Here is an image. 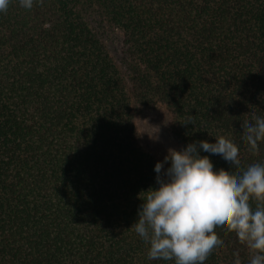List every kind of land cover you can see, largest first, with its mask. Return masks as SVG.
<instances>
[{"label": "trees", "instance_id": "trees-1", "mask_svg": "<svg viewBox=\"0 0 264 264\" xmlns=\"http://www.w3.org/2000/svg\"><path fill=\"white\" fill-rule=\"evenodd\" d=\"M161 110L175 150L225 137L234 176L264 164V0H11L0 12V264L149 260L132 225L158 187L137 119ZM168 165H165L167 167ZM255 210L257 202L250 201ZM204 264H250L235 232Z\"/></svg>", "mask_w": 264, "mask_h": 264}, {"label": "clouds", "instance_id": "clouds-1", "mask_svg": "<svg viewBox=\"0 0 264 264\" xmlns=\"http://www.w3.org/2000/svg\"><path fill=\"white\" fill-rule=\"evenodd\" d=\"M10 2L0 0V12ZM19 3L31 9L34 0ZM243 133L250 151H258V142L264 141V118L246 123ZM201 152L219 156L228 169L240 167L239 148L223 136L214 143L201 140L169 150L154 165L158 187L145 192L131 227L149 245L148 259L204 264L223 247L217 233L226 229L250 250V264H264V164H252L234 176L214 170L209 156ZM252 200L257 202L255 210ZM234 264H240L238 255Z\"/></svg>", "mask_w": 264, "mask_h": 264}, {"label": "rangeland", "instance_id": "rangeland-1", "mask_svg": "<svg viewBox=\"0 0 264 264\" xmlns=\"http://www.w3.org/2000/svg\"><path fill=\"white\" fill-rule=\"evenodd\" d=\"M137 126L141 136L142 146L146 151L163 159L175 146L170 142L167 115L156 110L146 113L137 119Z\"/></svg>", "mask_w": 264, "mask_h": 264}]
</instances>
